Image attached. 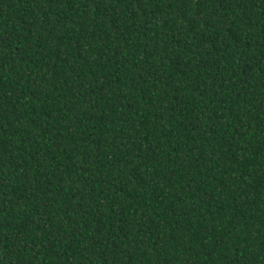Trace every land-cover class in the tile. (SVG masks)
I'll use <instances>...</instances> for the list:
<instances>
[{"label": "trees", "instance_id": "obj_1", "mask_svg": "<svg viewBox=\"0 0 264 264\" xmlns=\"http://www.w3.org/2000/svg\"><path fill=\"white\" fill-rule=\"evenodd\" d=\"M0 264H264V0H0Z\"/></svg>", "mask_w": 264, "mask_h": 264}]
</instances>
